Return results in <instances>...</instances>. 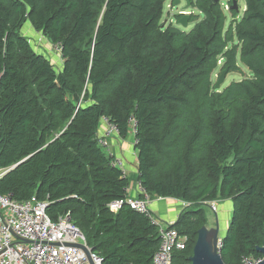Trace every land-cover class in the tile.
<instances>
[{
  "label": "trees",
  "instance_id": "obj_1",
  "mask_svg": "<svg viewBox=\"0 0 264 264\" xmlns=\"http://www.w3.org/2000/svg\"><path fill=\"white\" fill-rule=\"evenodd\" d=\"M167 1L0 0V170L11 169L0 196L37 197L53 222L70 215L102 264H154L160 231L150 209L126 204L130 179L99 144L107 120L121 139L133 133L150 198L189 204L170 226L188 237L173 264H191L215 202L232 205L224 263L261 259L264 0H245L240 18L239 0V12L234 0H191L204 19L189 33L163 22ZM221 60V73H242L240 61L251 76L217 90Z\"/></svg>",
  "mask_w": 264,
  "mask_h": 264
},
{
  "label": "built area",
  "instance_id": "obj_2",
  "mask_svg": "<svg viewBox=\"0 0 264 264\" xmlns=\"http://www.w3.org/2000/svg\"><path fill=\"white\" fill-rule=\"evenodd\" d=\"M108 130L99 138V144L112 155L109 139L118 135L115 126L107 120ZM134 131L137 124L132 122ZM114 165L122 167L121 162ZM11 169L0 170V180ZM137 196L128 197L126 204L139 213H147L151 198L141 182L136 184ZM129 192V188H128ZM125 204L117 201L110 205L113 212ZM212 211L216 212L217 202L211 203ZM185 208L189 204L183 203ZM47 203L33 197L18 202L11 196H0V264H102L87 246L80 230L72 223L70 215L53 222L47 215ZM159 228L161 246L154 257V264H173L174 253L187 249L188 237L181 235L170 226H163L153 219ZM79 246H86L91 252L90 257ZM222 240H219V251ZM262 259H244L243 264H258Z\"/></svg>",
  "mask_w": 264,
  "mask_h": 264
},
{
  "label": "rangeland",
  "instance_id": "obj_3",
  "mask_svg": "<svg viewBox=\"0 0 264 264\" xmlns=\"http://www.w3.org/2000/svg\"><path fill=\"white\" fill-rule=\"evenodd\" d=\"M181 3L177 8H174V0H168L166 2L165 5V9H164V16H163V22L164 23H172L174 26H176V21H177V16H184L183 15V9L186 7V0H180ZM196 1V0H193ZM226 2V0H224ZM224 1L222 2V4H224ZM239 7H240V14H239V18L242 17L243 13H244V9H245V0H239ZM224 8V7H223ZM226 15V26H225V30H227L229 28V26L231 25V23L234 21L232 15L230 12L225 11L224 12ZM186 15H190L192 16H197L198 17V21L194 22V23H189L187 28H182L179 27L182 31L189 33L195 26V24L201 22L204 19L203 14L198 11L195 8H190L188 10L185 11ZM27 27V29H26ZM177 27V26H176ZM24 30L26 32V34L32 39V43L34 44V47L37 48V50L41 53L46 54L45 56H49L51 57V46L49 44V41L42 35L37 33L36 31H34L32 28L28 27V25L26 24L24 27ZM231 48V47H230ZM52 57H55L54 55ZM224 65V62L221 60L219 62L218 68L217 70L214 72L213 74V81H216L218 79L219 74L221 73V69ZM239 67L242 69V73L240 72H232L229 73L226 77V80L224 82V84L221 86L220 91H223L226 87H228L231 83L233 82H240L244 79V77L246 76H251V73L248 71V69L243 66L240 61H239ZM132 137V136H130ZM132 159V158H131ZM226 203V202H224ZM224 203H220L218 204L217 207V211L213 212L212 209V205L209 206L207 205V207H205V213H206V217L208 218V228H214L216 226L217 220H219V225H223V230L220 232V236L224 237V231L225 227H228L232 218V205L231 203L229 204L230 210H226L224 209ZM211 207V208H210ZM183 207L182 205L180 206V214L182 213ZM224 217V219H223Z\"/></svg>",
  "mask_w": 264,
  "mask_h": 264
},
{
  "label": "crops",
  "instance_id": "obj_4",
  "mask_svg": "<svg viewBox=\"0 0 264 264\" xmlns=\"http://www.w3.org/2000/svg\"><path fill=\"white\" fill-rule=\"evenodd\" d=\"M108 130L106 123H103L100 137H102ZM132 137L121 139L118 135H112L108 140L110 150L115 161L121 162L119 166L125 173L126 177L130 179L129 194L131 197L137 196L136 184L137 181V152L135 149V137L132 133ZM132 158V159H131ZM183 202L174 199L156 198L151 199L149 206L150 211L154 215L155 219L163 226H171L176 223L180 217V206ZM224 209L230 210L229 204L224 205ZM224 219V217H223ZM228 227H225L223 235L227 233ZM223 230V225L220 224V231ZM184 236V235H183Z\"/></svg>",
  "mask_w": 264,
  "mask_h": 264
},
{
  "label": "water",
  "instance_id": "obj_5",
  "mask_svg": "<svg viewBox=\"0 0 264 264\" xmlns=\"http://www.w3.org/2000/svg\"><path fill=\"white\" fill-rule=\"evenodd\" d=\"M216 3L220 0H214ZM186 7L183 9V12L192 7L191 0H186ZM180 0H175L174 8H177L180 5ZM232 10L239 12V7L237 1H233L231 7ZM191 19L190 15H184L182 19L176 21L177 26L187 28L189 21ZM228 74V69L223 71L218 79L216 84V89L219 90L224 84ZM220 225L219 220H217L216 226L214 228L203 227L198 231L197 242L193 250V256L190 259L191 264H225L221 254L219 253L218 243L221 239L220 236ZM82 248L88 257H90L91 252L86 246H79ZM258 252L262 255V261L258 264H264V243L263 246L258 248Z\"/></svg>",
  "mask_w": 264,
  "mask_h": 264
},
{
  "label": "clouds",
  "instance_id": "obj_6",
  "mask_svg": "<svg viewBox=\"0 0 264 264\" xmlns=\"http://www.w3.org/2000/svg\"><path fill=\"white\" fill-rule=\"evenodd\" d=\"M226 7H227V6H226ZM191 8H192V7H191ZM183 15H186V14H185V12H184V14H183ZM210 204H211V203H209L208 205H209V206H211ZM217 204H218V202H217ZM182 207H183V206H182ZM183 208H184V207H183ZM210 208H211V207H210ZM222 239H223V237H221V239H220V240H222ZM219 253H220V251H219ZM261 259H262V258H261Z\"/></svg>",
  "mask_w": 264,
  "mask_h": 264
},
{
  "label": "flooded vegetation",
  "instance_id": "obj_7",
  "mask_svg": "<svg viewBox=\"0 0 264 264\" xmlns=\"http://www.w3.org/2000/svg\"><path fill=\"white\" fill-rule=\"evenodd\" d=\"M183 14H184V12H183Z\"/></svg>",
  "mask_w": 264,
  "mask_h": 264
}]
</instances>
